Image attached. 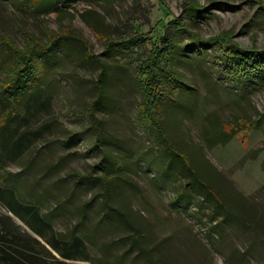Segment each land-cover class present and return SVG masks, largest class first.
I'll use <instances>...</instances> for the list:
<instances>
[{
  "label": "rangeland",
  "instance_id": "obj_1",
  "mask_svg": "<svg viewBox=\"0 0 264 264\" xmlns=\"http://www.w3.org/2000/svg\"><path fill=\"white\" fill-rule=\"evenodd\" d=\"M188 1L62 0L53 5L43 0L30 9L21 0H0V33L20 47L26 32L39 42L68 36L61 37L45 92L30 103L25 120L15 117L14 126L24 133L23 150L0 162V182L35 204L54 234L71 232L85 211L76 233L85 239L90 258L76 262L147 264L133 243L138 229L143 244L154 247V257L165 263L264 264V79L230 80L216 61L221 54L216 46L174 61L193 95L167 105L168 132L218 185L229 203L227 219L221 210L214 217L207 213L211 196L182 186L186 167L165 168L166 152L140 120L135 69L158 36L168 32L175 41H186L192 30L203 38L229 35L245 49L264 48V0H190L206 5L202 11L185 10ZM179 16L187 21L185 29L165 25ZM108 38L136 39L132 55L108 46ZM101 73L107 86L96 111L103 122L97 138L99 130L90 124L98 122L86 108L96 97ZM236 119H254L256 127L247 124L224 142L223 125ZM83 129L84 139L72 134ZM6 133L2 130L0 141ZM105 156L109 161L102 165ZM110 160L124 166L115 170ZM107 184L114 213L104 205ZM0 212L11 213L2 203Z\"/></svg>",
  "mask_w": 264,
  "mask_h": 264
},
{
  "label": "trees",
  "instance_id": "obj_2",
  "mask_svg": "<svg viewBox=\"0 0 264 264\" xmlns=\"http://www.w3.org/2000/svg\"><path fill=\"white\" fill-rule=\"evenodd\" d=\"M21 1L27 2L30 9H33L43 0ZM61 1L49 0V3L56 5ZM205 9H207L206 5L201 6L190 0L185 5V10ZM165 25L180 31L185 29L187 21L179 16L170 18ZM24 35L25 46L20 47L10 36L0 33V134L2 130L8 131L0 141V162L5 157L15 158L21 155L24 133L19 131V125L14 126L15 117L21 114L19 117L25 120L28 117L27 112L31 109L30 103L38 102L45 92V81L56 64V51L63 45L61 37H68L54 35L45 42H39L31 33L26 32ZM158 39L159 42L153 43L148 56L135 69V85L141 94L140 120L146 130L160 141L161 147L166 152L165 168L170 165L177 169L186 167L188 177L182 186L191 185L201 193L211 196L214 203L207 213L214 217L216 212L221 210L227 219L229 203L226 204L218 185H213L208 180L206 174L196 167L193 158L182 150L168 132L167 105L177 104L185 96L193 95L192 86L174 67V61L178 60L180 54L187 55V53L202 51L203 48L216 46L221 52L216 61L230 80L264 79V48L253 46L245 49L233 41L229 35L221 38L217 36L203 38L192 30H188L186 41L177 42L168 32L158 36ZM109 40L108 38V46L116 44L119 46L116 48L124 56L132 55L136 39ZM88 56L91 57L92 54ZM102 76H104L103 73L100 75L101 81L96 85V97L86 108L87 114L98 122H92L90 127L95 123L97 130L103 122L96 111L102 109L101 102L105 98L107 86V78ZM247 124L250 127H256L254 119H236L223 125L224 142L230 140ZM85 133L86 130L83 129L72 134L84 139ZM97 134V138L102 135L101 128ZM106 161L109 159L105 156L102 165H105ZM110 164L115 170L124 166L120 160L115 162L110 160ZM103 195L106 210L114 213L116 209L111 203L110 184L104 186ZM0 203L33 231L31 233L22 229L11 213L0 212V264H83L76 260L90 258L85 239L76 233L78 224L84 221L85 211L81 214L83 219L74 225L71 232L54 234L51 223L44 219L38 207L20 200L13 186H6L0 182ZM121 213L122 211H118L117 216ZM215 219L218 220V218ZM40 237H43L45 242ZM143 238L141 231L136 229L132 238L133 243L139 253L146 258L147 264H169L157 260L153 254L154 247L144 245ZM54 251L59 253V257Z\"/></svg>",
  "mask_w": 264,
  "mask_h": 264
}]
</instances>
